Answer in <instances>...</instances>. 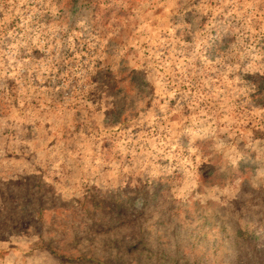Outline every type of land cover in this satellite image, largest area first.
<instances>
[{"label": "rangeland", "instance_id": "obj_1", "mask_svg": "<svg viewBox=\"0 0 264 264\" xmlns=\"http://www.w3.org/2000/svg\"><path fill=\"white\" fill-rule=\"evenodd\" d=\"M0 264H264V0H0Z\"/></svg>", "mask_w": 264, "mask_h": 264}]
</instances>
